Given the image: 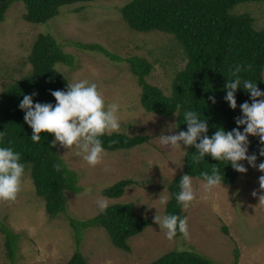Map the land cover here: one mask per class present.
Returning <instances> with one entry per match:
<instances>
[{"label":"rangeland","instance_id":"1","mask_svg":"<svg viewBox=\"0 0 264 264\" xmlns=\"http://www.w3.org/2000/svg\"><path fill=\"white\" fill-rule=\"evenodd\" d=\"M128 1L90 0L64 6L46 25L24 21V4L16 1L0 23V95L8 82L30 69L27 55L36 35L50 33L80 65L74 71L60 68L71 83L80 80L95 83L106 105H119V131L149 136L148 141L130 149L105 151L102 163L96 167H90L75 149L57 143L68 167L77 172L83 191L67 190L66 211L54 218L46 215L44 203L35 194L33 181L25 170L17 200L0 202V215L19 233L13 260L4 252L0 233V264H64L77 248L88 264H148L171 249L196 251L218 264H232L236 248L239 250L236 264H264V202L259 200L264 195L259 177L264 173L247 161L240 162L246 173L238 172L232 185L222 184L211 192L203 189L204 180L191 177L196 199L187 210L183 209L190 239L176 236L168 240L166 230L153 222L156 215L164 216L165 205L160 200L169 198L167 184L183 169L182 142L181 149H170L162 146L159 139L161 135L178 134L176 127L168 130L175 125V116H159L141 107L140 87L126 63L113 62L99 52H84L70 44V41L99 43L122 57L144 56L154 64L147 80L169 94L175 72L185 63L184 55L169 34L129 29L119 10ZM235 8L250 12L255 26L264 27L263 2H242ZM247 155H251L249 150ZM255 164L258 166L257 161ZM124 178L136 183L126 187L120 198L109 200L100 193L102 188ZM101 199L108 203L132 202L137 214L151 220L142 232L128 239L130 251L117 248L102 226L83 229L77 246L69 218L93 217L99 211L97 202Z\"/></svg>","mask_w":264,"mask_h":264},{"label":"trees","instance_id":"2","mask_svg":"<svg viewBox=\"0 0 264 264\" xmlns=\"http://www.w3.org/2000/svg\"><path fill=\"white\" fill-rule=\"evenodd\" d=\"M22 2L25 11L22 19L30 24L46 25L61 12V8L90 0H0V23L13 2ZM242 2H263L264 0H129L119 7L127 27L138 32H162L176 40V46L185 58L183 67L177 70L171 80L170 92L150 83L146 77L153 68V62L141 55L122 57L99 43L70 41V44L82 51L99 52L113 62H124L140 87L139 103L150 113L159 116H175L177 131H187L184 112L195 111L201 120L207 121V135L215 131L225 132L237 128L235 119L242 115L240 105L251 103L250 94L238 87L235 93L237 108L229 107L225 100V84L233 79L231 70L236 65H252L250 71L240 73L242 79L256 82L259 90L264 91V27H256L250 12H239L236 6ZM30 69L17 80L8 82L0 95V132H5V141L0 147H11L20 153V163L24 164L34 185V191L44 203L48 217L54 218L65 213L66 191L80 193L79 177L70 169L60 155L57 144L52 146L54 137L41 133V142L31 140L32 129L24 122L25 112L19 105L24 95H32L33 103H51L55 99L51 91H67L72 84L67 75L60 69L80 68L73 55L65 52L50 33H38L27 55ZM67 66V67H66ZM71 68V69H70ZM214 97L215 103L209 99ZM179 105V109L177 108ZM245 126H239L243 131ZM105 151L130 149L149 140L148 135H129L123 131L105 134L100 137ZM248 150L257 156V163L264 162L260 156L264 148L258 137L248 136ZM199 141H197L198 143ZM182 172L173 177L167 184L169 198L165 205V215L185 217L181 204L176 200L180 191L179 182L183 175L203 179L201 173L215 166L219 169L222 183L232 185L237 177L231 164L216 161L210 156L196 163L195 147L185 148ZM60 164L57 171L55 164ZM240 163V162H239ZM136 183L134 179L124 178L100 190L103 196L111 199L121 197L126 187ZM74 240L79 245L82 230L93 226H102L113 244L124 251H130L128 239L143 231L151 224L147 217L137 214L132 202H110L104 212L98 211L93 217L75 219L70 217ZM6 217L0 215V233L6 256L13 260L18 248L19 233H15L6 224ZM227 232V228H222ZM177 237L182 236L177 232ZM239 250H234L232 264H236ZM64 264H88L79 248ZM148 264H218L196 251L171 249Z\"/></svg>","mask_w":264,"mask_h":264},{"label":"clouds","instance_id":"3","mask_svg":"<svg viewBox=\"0 0 264 264\" xmlns=\"http://www.w3.org/2000/svg\"><path fill=\"white\" fill-rule=\"evenodd\" d=\"M251 68L250 64L246 67L234 66L231 70L233 79L227 80L225 84L227 90L225 100L233 110L237 108L235 93L238 87L242 86L243 90L250 94L251 103L246 101L239 106L242 115L235 119L237 128L228 132L218 129L209 137L207 121L201 120L195 111L188 110L184 112L187 131L161 135L160 144L170 149H181V142L185 148L195 147L197 155H194L193 160L196 163L203 161L205 156H210L218 162L230 163L237 172L246 173L247 169L239 162L247 161L250 166L258 167V170L264 173V162L257 166L255 164L257 156L247 155L248 136L258 137L260 143L264 145V91L258 89L256 82L242 79L240 75L242 71L247 72ZM34 95L36 93L24 95L19 105L25 112L24 122L32 129V142L40 143L41 133L51 134L54 137L52 146L59 143L63 148L75 149L76 154L82 156L90 167L101 164L106 152L100 137L120 130L117 115L119 105L117 103L106 105L97 85L88 80L67 85V91H51L56 101L55 106L51 103L34 104L32 98ZM209 99L215 103L214 97ZM177 108L179 109V105ZM241 125L245 126L243 131L239 130ZM175 127L176 125L170 126L169 132ZM5 136V132H0V143H4ZM259 155L264 156V148L260 149ZM20 160V153L14 152L11 147H0V202L14 203L22 191L25 167ZM54 168L59 171L61 165L57 163ZM201 176L205 181L202 187L206 192L222 187V178L217 167L211 169V174L204 171ZM259 186L264 192V175L259 177ZM179 188L176 200L187 210L196 199L190 175L185 174L181 177ZM252 195L255 197L256 192L253 191ZM259 200L264 202V195H261ZM160 204L166 205L167 198L161 199ZM97 207L100 212H104L108 207L107 200H99ZM187 220V217L181 218L174 214L165 215L164 211V216L156 215L153 222L166 230L168 240H173L177 232L183 238L190 239Z\"/></svg>","mask_w":264,"mask_h":264}]
</instances>
